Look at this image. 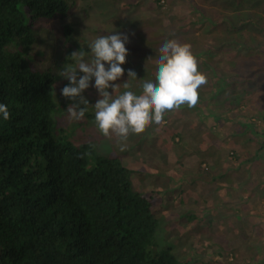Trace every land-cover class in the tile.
<instances>
[{"label": "trees", "instance_id": "trees-1", "mask_svg": "<svg viewBox=\"0 0 264 264\" xmlns=\"http://www.w3.org/2000/svg\"><path fill=\"white\" fill-rule=\"evenodd\" d=\"M155 2L165 8L162 0ZM221 4L219 10L193 3L199 21L190 29L201 23V65L194 54L199 71H220L217 89H225L226 97L219 106L228 102L229 109L249 92H264V0ZM70 9L69 0H0V103L10 111V119L0 116V264H184L172 248L156 250L161 223L152 199L133 190L132 171L119 159L98 156L92 144H74L53 121L60 110L54 78L45 79L33 67L49 52L31 28L67 16ZM259 34L263 38L257 40ZM192 36L189 41L197 45ZM233 51L239 53L232 57L233 71L239 72L228 84L223 67ZM235 118L231 129L246 143L254 127ZM175 128L173 139L180 143Z\"/></svg>", "mask_w": 264, "mask_h": 264}, {"label": "rangeland", "instance_id": "rangeland-1", "mask_svg": "<svg viewBox=\"0 0 264 264\" xmlns=\"http://www.w3.org/2000/svg\"><path fill=\"white\" fill-rule=\"evenodd\" d=\"M69 1L71 9L67 16L44 19L31 28L42 44L46 43L49 52L33 67L38 73L44 71L45 79L54 78V98L60 108L53 116L56 127L64 130L74 144H92L98 156L119 159L132 171L133 190L152 199L161 223L156 250L170 247L177 252L187 247L189 264H264V92L262 95L249 92L241 98L242 103H231L227 109V102L220 107L225 93H217L214 100L210 98L220 82V71L213 75V71L203 68L207 83L201 87L206 89L199 92L204 96L197 105L192 108L182 105L167 112L164 121L174 120L175 124L163 121L142 134H130L124 142L127 145L124 151L120 150V139L115 134L105 137L95 122V109L91 106L101 98L95 78L83 93L90 105L84 119H70L66 110L73 101L66 97L61 100L64 98L61 90L70 81L61 77L60 72L67 63H74L68 59L71 54L82 48L90 61L89 44L115 31L129 37L125 45L129 55L122 65L124 76L115 82L120 85L116 95L125 91L139 95L145 80L155 82L159 49L169 40L190 44L200 63L205 59L199 54L202 48L198 35L202 31L198 27L190 29V23L199 21L192 4L201 8L211 5L220 10L222 0H166L164 9L155 0ZM30 21L27 17V22ZM66 28L72 31L66 33ZM192 34L196 37L191 40L196 38L197 45L189 41ZM249 34L254 37V30ZM256 37L260 40L263 35ZM236 54L239 53L231 52L228 65L223 64L229 75L228 84L239 72L233 71L235 64L231 62ZM62 57L66 62L61 61ZM129 69L137 74V79L129 80ZM82 75L78 73V77ZM127 81L129 88L125 89L123 84ZM109 92L114 94L111 88ZM216 100L220 103H215ZM236 116L254 127L245 136L246 143L241 134L231 129ZM174 125L182 139L180 143L173 139ZM250 138L253 141L248 143ZM260 148L263 149L260 155L248 162L246 157L254 158V150ZM233 151L236 155L231 154ZM171 177L172 184L168 181Z\"/></svg>", "mask_w": 264, "mask_h": 264}, {"label": "clouds", "instance_id": "clouds-1", "mask_svg": "<svg viewBox=\"0 0 264 264\" xmlns=\"http://www.w3.org/2000/svg\"><path fill=\"white\" fill-rule=\"evenodd\" d=\"M162 2L165 3L166 0ZM196 17L199 18L198 15ZM128 42L129 37L118 31H115V34L97 37L88 46L90 61L86 59L88 53L81 48L68 58L74 63H67L60 72L61 77L70 81V85H66L61 92L64 97L73 101L66 111L69 118L76 121L84 119L90 107L83 93L95 78V88L101 97L94 106H91L95 109V122L105 137L115 134L120 139L121 151L126 150L127 145L124 142L130 134L139 135L153 124H162L167 112L179 109L182 105L195 107L200 98L199 89L207 83L206 75L199 71L198 60L192 52L191 45L169 40L159 49L155 82L145 80L142 94L125 91L116 95L120 85L115 82L124 76L122 65L126 63V57L129 55L125 46ZM78 73L84 75L78 77ZM127 75L129 80L137 79V74L131 69ZM128 81L123 84L125 89L129 88ZM219 85L217 84L212 95L221 94L217 89L221 86ZM110 88L114 94H110ZM222 93H226V90L224 89ZM212 95L210 94V97ZM0 116L4 120L10 119L9 107L6 104L0 103ZM168 122L166 120L164 124ZM231 154L234 155L233 152ZM180 217L186 219L182 215ZM173 251L184 264L190 263L187 247L177 252L174 249Z\"/></svg>", "mask_w": 264, "mask_h": 264}, {"label": "crops", "instance_id": "crops-1", "mask_svg": "<svg viewBox=\"0 0 264 264\" xmlns=\"http://www.w3.org/2000/svg\"><path fill=\"white\" fill-rule=\"evenodd\" d=\"M233 218V217H232Z\"/></svg>", "mask_w": 264, "mask_h": 264}]
</instances>
